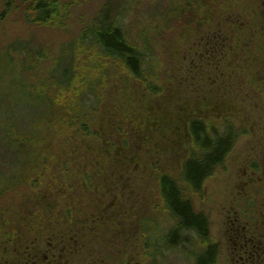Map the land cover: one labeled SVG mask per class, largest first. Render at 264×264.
I'll return each instance as SVG.
<instances>
[{
    "label": "rangeland",
    "instance_id": "374dc122",
    "mask_svg": "<svg viewBox=\"0 0 264 264\" xmlns=\"http://www.w3.org/2000/svg\"><path fill=\"white\" fill-rule=\"evenodd\" d=\"M23 1L0 16L2 107L7 92L10 101L17 98L9 91L15 89L5 75L4 50L18 41L43 48V64L28 63V73L48 76L59 52L78 41L106 3L58 0L69 9L63 24L37 25L24 20ZM156 2L170 5V0H141L125 18L134 41L153 17L150 4L161 10ZM179 2L200 4L201 10H190L187 23L171 30L154 31L149 23L153 33H146L158 60L162 92L147 91L121 63L102 60L109 74L98 91L100 105L91 124L99 133L85 137L69 129L72 133L60 135L46 151V165L28 183L14 190L0 187V264L149 263L147 236L168 224L159 173L180 179L182 163L191 155L186 125L192 117L215 124L227 118L242 131L203 190L186 192L195 210L209 218L212 240L220 247L218 263L235 264L233 223L263 229L264 189L259 193L250 182L264 181V0ZM2 5L0 0V15ZM216 34L221 52L211 58L201 54ZM85 51L79 52L83 59ZM78 62L82 66L80 56ZM39 105L48 106L45 100ZM189 260L179 250L166 264H191Z\"/></svg>",
    "mask_w": 264,
    "mask_h": 264
},
{
    "label": "trees",
    "instance_id": "16d2710c",
    "mask_svg": "<svg viewBox=\"0 0 264 264\" xmlns=\"http://www.w3.org/2000/svg\"><path fill=\"white\" fill-rule=\"evenodd\" d=\"M1 1L3 13L0 16L8 15L17 7V0ZM105 1L98 15L81 32L78 41L67 44L59 52L48 76L37 73L32 77L28 73V63L33 62L35 67L43 64L42 47L39 49L32 42L18 41L4 50L3 54L8 56L5 75L10 76L15 89L9 91L17 98L10 101L7 92V105H0L1 188L14 190L28 183L32 175L46 165V151L60 135L72 133L69 129L85 137L99 133L92 130L91 124L100 105L98 91L109 74L102 60L121 63L140 86L153 94H160L162 88L157 84L158 60L147 34H151V28L154 31L171 30L187 23L188 12L191 10L192 14L196 11L197 14L202 6L196 4L194 7L191 3L170 0L167 7L156 2V7L161 9L156 11L150 4L153 17L147 20L148 24L134 41L129 37L131 30L124 21L134 9L139 8L141 0H136L135 4H131V0ZM23 4L24 20L30 24L61 25L69 11L68 5L58 0H24ZM149 23L152 24L151 28ZM206 43L208 45L203 46L201 54H208L210 58L223 49L219 48V34ZM68 46L72 49L67 57ZM83 48L86 51L82 55H87L84 59L80 54ZM79 56L83 63L80 66L78 62V69ZM97 71L92 77L91 72ZM0 98H3L2 93ZM42 100L48 106L39 105ZM226 120L215 124L192 117L186 125L192 143L191 155L182 163L180 179L169 173H159L158 191L168 224L161 225L160 232L153 229L148 234L144 247L149 256L147 264H166L173 252L179 250L192 259L189 260L191 264H218L219 246L212 240L209 218L195 210L186 192L200 193L205 182L224 166L228 155L234 150L242 131Z\"/></svg>",
    "mask_w": 264,
    "mask_h": 264
},
{
    "label": "flooded vegetation",
    "instance_id": "af4514ba",
    "mask_svg": "<svg viewBox=\"0 0 264 264\" xmlns=\"http://www.w3.org/2000/svg\"><path fill=\"white\" fill-rule=\"evenodd\" d=\"M250 185L255 190H259V193L264 189V181L250 182ZM262 215L264 216V209L261 210ZM237 221L239 220L237 219ZM232 225L230 238L235 237V249L233 250L235 264H264V225L262 230L241 226V224L236 223ZM219 257L220 247L218 260Z\"/></svg>",
    "mask_w": 264,
    "mask_h": 264
}]
</instances>
